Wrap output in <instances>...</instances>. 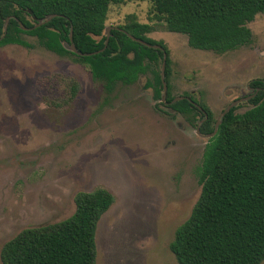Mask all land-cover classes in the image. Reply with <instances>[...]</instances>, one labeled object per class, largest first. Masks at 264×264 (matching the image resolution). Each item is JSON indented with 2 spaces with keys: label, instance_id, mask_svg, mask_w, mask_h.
Returning a JSON list of instances; mask_svg holds the SVG:
<instances>
[{
  "label": "rangeland",
  "instance_id": "rangeland-1",
  "mask_svg": "<svg viewBox=\"0 0 264 264\" xmlns=\"http://www.w3.org/2000/svg\"><path fill=\"white\" fill-rule=\"evenodd\" d=\"M130 16L151 24L147 36L166 45L170 93L191 94L213 118L251 92L249 79H264V13L247 24L250 43L222 53L165 30L150 0L111 3L105 25ZM21 37L28 45L0 46V252L21 229L70 216L78 191L103 187L114 201L97 225V264H178L168 245L201 190L206 138L195 134V122L165 114L145 86L151 70L106 91L72 55ZM238 105L236 112L251 107Z\"/></svg>",
  "mask_w": 264,
  "mask_h": 264
},
{
  "label": "trees",
  "instance_id": "trees-1",
  "mask_svg": "<svg viewBox=\"0 0 264 264\" xmlns=\"http://www.w3.org/2000/svg\"><path fill=\"white\" fill-rule=\"evenodd\" d=\"M123 0H0V46L28 45L22 34L59 55H72L95 80L110 91L117 82L130 84L152 71L154 96L161 97L163 82L169 95V52L162 40L147 33L151 24L130 16L110 30L106 48L105 21L111 3ZM153 16L165 30L187 36L189 46L218 53L250 43L247 24L264 13V0H150ZM52 17L35 26L39 20ZM7 30L3 31L5 19ZM129 18V17H128ZM21 26H24L23 29ZM72 43L79 53L65 45ZM144 41V42H142ZM166 64L163 82L160 65ZM243 112L231 108L204 145L198 182L200 194L187 219L174 231L168 247L178 264H260L264 261V80ZM70 83V97L78 91ZM189 98L170 104L191 116L203 135L215 129L208 107ZM194 100V99H193ZM114 201L106 188L78 191L74 212L65 219L21 229L1 248L2 264H97L95 233L101 216Z\"/></svg>",
  "mask_w": 264,
  "mask_h": 264
},
{
  "label": "flooded vegetation",
  "instance_id": "flooded-vegetation-1",
  "mask_svg": "<svg viewBox=\"0 0 264 264\" xmlns=\"http://www.w3.org/2000/svg\"><path fill=\"white\" fill-rule=\"evenodd\" d=\"M162 64V63H161ZM144 74V73H143ZM139 75H141V74H139ZM139 75H138V77H139ZM160 76H161V67H160ZM138 77H137V79H138ZM136 79V80H137ZM255 79H260V78H255ZM135 80V81H136ZM162 80V79H161ZM252 80H254V79H249V81L247 82V84L245 85V88H247V89H250L251 90V92L250 93H247L246 95H244V96H241V97H238V98H235V99H233L232 101H230L229 103H231V102H233V101H238L233 107H238L239 105V103L240 102H243V101H247L248 103H250V99H252L256 94H257V92L260 90V87H254V86H252V85H250V83H251V81ZM262 80H264V79H262ZM134 81V82H135ZM153 81V75H152V79L151 80H148L147 82H146V84H145V86L146 87H150V88H152V91H153V93H152V96H153V99L154 100H156V101H158V103L159 104H161V105H163V106H165L166 107V110H164V112H165V114L167 115V116H169V117H171V118H173L174 119V117L177 115V114H179V115H184V116H186V117H190V119L192 120V118H191V116H188L187 114H181V113H177V112H175L171 107H170V104L171 103H174V102H176V101H178V100H181V99H183V98H189L187 95H190L193 99H191L190 98V101H191V103L192 104H194L195 106H197L198 108H200L201 109V107L199 106V104H198V102H200V101H197L191 94H189V93H184V94H182V95H180V96H173L171 93H170V87H169V95L172 97V100L171 101H168L167 100V86H166V95H165V97L163 98L162 97V95H163V91H162V93H161V97L160 98H156L155 96H154V89H153V87H152V85L151 84H147L148 82H152ZM163 81V80H162ZM134 82H132V83H134ZM120 83H122V82H120ZM132 83H130V84H132ZM122 84H124V83H122ZM169 84H170V82H169ZM125 85H128V84H125ZM254 93H256L254 96H252ZM251 96V97H250ZM202 103V102H201ZM228 103V104H229ZM204 104V103H203ZM227 104V105H228ZM251 104V103H250ZM226 105V106H227ZM156 106V105H155ZM225 106V107H226ZM251 106H252V104H251ZM233 107H231V108H233ZM156 108H157V106H156ZM230 108V109H231ZM250 108V107H249ZM225 109V108H224ZM237 109V108H236ZM248 109V108H247ZM246 110V109H245ZM244 110V111H245ZM223 111V110H222ZM221 111V112H222ZM243 112V111H242ZM218 117V116H217ZM216 117V118H217ZM216 118H214L215 119V122H216ZM194 121V120H193ZM198 123H200V122H197V123H195L194 125H195V127H194V132H195V134L196 135H198V136H202V137H205V135H203V134H201V133H199V131H198ZM178 124H180V123H178ZM187 125V124H186ZM206 138V141H207V137H205Z\"/></svg>",
  "mask_w": 264,
  "mask_h": 264
},
{
  "label": "water",
  "instance_id": "water-1",
  "mask_svg": "<svg viewBox=\"0 0 264 264\" xmlns=\"http://www.w3.org/2000/svg\"><path fill=\"white\" fill-rule=\"evenodd\" d=\"M51 17H52V15L48 16L46 19L39 20L35 26H38V25L44 23L45 21L49 20ZM8 20H9V18H6V19H5L4 28H3V31H4V32H6V30H7ZM21 27H22L23 29H25L24 26H21ZM112 27H113V26H108V27H106L105 30H104V33H105L106 37H105V42H104V46H103V48L97 50L96 52H92V53L101 52V51H103V50L106 48L107 43H108V39H109V37H110V30H111ZM69 39H70V41H71L70 44H69V45H65L68 49H70V50L73 51L74 53H78V54H80V55H82V54H85V55L89 54V53H79V52L76 50L74 44L72 43V26L70 27ZM142 42H144V41H142ZM144 43H145V42H144ZM165 64H166V55L164 54L163 59H162V64H161V79H162V80H163V75H164V70H165ZM162 82H163V81H162ZM255 94H256V93H254L252 96H254ZM165 95H166V84L163 82V95H162V97L164 98ZM250 97H251V96H250ZM237 102H238V101H233V102L229 103V104L225 107V109H223V111L220 113V115L216 118L215 129H214V131H213L212 133L206 135L205 137L208 138V137L213 136V134L216 132V129H217L218 125H219L220 122H221L222 117H223V116H224V115L230 110V108L233 107Z\"/></svg>",
  "mask_w": 264,
  "mask_h": 264
}]
</instances>
